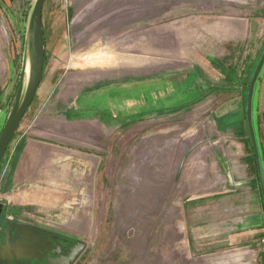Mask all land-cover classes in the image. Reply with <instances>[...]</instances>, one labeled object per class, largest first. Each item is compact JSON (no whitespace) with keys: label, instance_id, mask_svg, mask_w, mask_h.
<instances>
[{"label":"rangeland","instance_id":"374dc122","mask_svg":"<svg viewBox=\"0 0 264 264\" xmlns=\"http://www.w3.org/2000/svg\"><path fill=\"white\" fill-rule=\"evenodd\" d=\"M35 2L0 0V134L17 98L24 61L29 59L28 26ZM175 3L177 10L218 13L243 23L240 43L226 45L220 62L204 68V103L154 107L144 102L151 107L144 116L130 118L123 129L113 124L112 135L98 136L96 147L85 152L96 155V167L81 166L84 172L74 179L65 171L67 176H50L52 181L46 183L44 164H37L32 175H19L26 146L38 137V121L49 116L80 121L76 117L102 114L103 105L94 107L96 114L76 107L80 101L88 106V99L97 96L96 74L107 83L128 81L134 94L163 96L189 93L183 83L198 73L153 69L152 54H80L79 47L87 51L94 40L78 43L73 38L74 0L45 1L44 74L0 165V217L83 242L85 249L72 264H264V202L246 119L251 78L264 50V0ZM129 5V12L144 9L152 21L164 10H159L157 0H130ZM63 45L66 54L60 53ZM95 57L101 58L99 65L88 62ZM160 57L165 67L177 65L167 61L169 56ZM87 74L93 78L86 76L79 86V77ZM153 81L161 83L156 92ZM254 113L264 167V71ZM96 121L108 126L112 120ZM50 132V137L37 140L67 146L68 134ZM58 137L62 143H53ZM67 152L70 157L63 162L86 163L80 153L75 157L76 151ZM205 160L209 178H214L212 170L218 165L222 183L210 194L186 193L204 190ZM138 180L143 181L142 188ZM47 190L57 194H45Z\"/></svg>","mask_w":264,"mask_h":264},{"label":"crops","instance_id":"0c3cea01","mask_svg":"<svg viewBox=\"0 0 264 264\" xmlns=\"http://www.w3.org/2000/svg\"><path fill=\"white\" fill-rule=\"evenodd\" d=\"M131 1L137 3L142 0ZM175 1L157 0L159 10L161 8H164V10L159 11V16L161 17L152 21L149 17H145L144 9L136 13H133V11L129 12L130 0H74L72 15L73 38L78 40V43L84 39H89L90 42L94 40L93 45L89 43V50L87 51L81 50V47H79L80 51L78 52L80 54H152L154 56L153 69L156 68L159 71L169 69L178 72L183 70L197 71L198 77L190 76L187 78L189 79L186 81L187 83L184 82V85L182 84L183 88L189 89V93L163 96L154 93V95L146 96L132 93L128 81L120 84L107 83L104 79L97 77L98 74H96V78H94L95 87L96 89L99 87L96 92L97 96L88 99V106L85 101H80V104L76 107L96 114L97 111L93 110L94 107L103 105L104 111L102 114L94 115L93 117H76L80 121H63L51 116L45 121H38L39 127L36 129L37 139L39 137H50V134H52L50 130H53V132L60 131L63 134H68L65 139L68 142L67 146H56L37 139L32 140L27 144L24 151L23 159L19 165V175H32L35 166L40 163L44 164L47 169L45 170L46 173L42 175L46 183L52 181L50 176L57 178V176L60 177L59 175H62L61 173L65 174V171L69 177L72 176V179L79 178L84 172L81 166H97L96 155L93 156L92 154L91 156L85 153L91 147H96L97 137L111 136L113 124H116L119 129H123L124 126L128 127L130 118L144 116L145 113L143 112L147 108L151 109L150 106H144V102L146 104L152 103L154 107L160 106L162 103H204V68H207L209 63L220 62V56L223 55L226 45L235 46L240 43L244 30L242 29L243 23L238 18L225 17L218 15V13L209 14L204 12V14H194L183 11V9L177 10L176 7L178 6H175ZM171 2L172 5L166 7V3ZM102 40H105L104 44L101 43ZM82 48H84L83 44ZM119 48L120 50H118ZM67 49V46H61L60 53H68ZM161 55L169 56V59L166 60L170 64L175 63L177 65L174 67L163 66L166 62H161ZM101 61V58L95 57L88 62L99 65L96 63ZM125 63L127 64L128 62ZM182 63H189L190 65L185 67L179 65ZM93 68L95 70L102 69L100 66ZM79 69L83 70L84 68L80 67ZM121 75L123 74L121 73ZM86 76L89 77L90 81L93 78L91 74L79 77V86L84 85L82 83L85 79H88ZM76 81L77 78L75 77L74 83ZM85 84L89 85L88 83ZM151 86L153 91L156 92V90L161 88V83L153 81ZM179 87H176L177 90ZM100 100L103 104H100ZM116 118H119V124H117L118 119ZM98 119L103 120V122L107 119L112 121L107 126V123L102 124L100 121H96ZM59 139L61 137L55 139L56 141L52 140V142L57 143ZM58 142L59 144L62 143L60 140ZM72 150L76 151L73 154L75 157H80V153L86 163L79 165L80 161L76 159L71 162H63L70 157L67 151ZM105 164L106 166L109 165L108 158ZM152 166H154V162H152ZM217 166H211L215 168H212L215 176L210 179V166L205 160L204 190L193 192L190 190L189 192L186 191V193L210 194L213 190H217L219 184L222 183L219 180L220 171ZM185 174L188 175V173ZM65 176L67 175L65 174ZM137 182L141 188L144 186L143 181L138 180ZM49 192L57 194L56 190H47L45 194H49Z\"/></svg>","mask_w":264,"mask_h":264},{"label":"water","instance_id":"95a60500","mask_svg":"<svg viewBox=\"0 0 264 264\" xmlns=\"http://www.w3.org/2000/svg\"><path fill=\"white\" fill-rule=\"evenodd\" d=\"M46 0H36L33 7L29 26H28V61L29 76L26 82L27 58L24 61L22 73L19 81V89L16 101L6 120L3 130L0 134V165L5 153L17 133L23 117L31 106L37 90L40 86L45 67V40L43 28V9ZM264 71V50L251 78L246 106V119L256 161L259 184L264 202V167L257 139L255 120H254V100L257 92V86ZM85 249L83 242H77L72 261H74Z\"/></svg>","mask_w":264,"mask_h":264},{"label":"flooded vegetation","instance_id":"af4514ba","mask_svg":"<svg viewBox=\"0 0 264 264\" xmlns=\"http://www.w3.org/2000/svg\"><path fill=\"white\" fill-rule=\"evenodd\" d=\"M76 245L58 231L0 217V264H72Z\"/></svg>","mask_w":264,"mask_h":264},{"label":"bare ground","instance_id":"6f19581e","mask_svg":"<svg viewBox=\"0 0 264 264\" xmlns=\"http://www.w3.org/2000/svg\"><path fill=\"white\" fill-rule=\"evenodd\" d=\"M28 73H29V65L27 64L26 75H28Z\"/></svg>","mask_w":264,"mask_h":264}]
</instances>
